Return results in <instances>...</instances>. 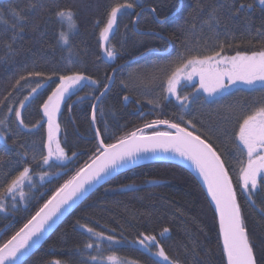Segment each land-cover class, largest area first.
<instances>
[{"label":"trees","instance_id":"1","mask_svg":"<svg viewBox=\"0 0 264 264\" xmlns=\"http://www.w3.org/2000/svg\"><path fill=\"white\" fill-rule=\"evenodd\" d=\"M36 2L0 0V101L12 91L10 99L15 103L35 87L34 81L44 84L21 112L27 127H18L13 117L5 133L7 143L0 138V186H6L7 181L24 167L31 169L35 185L25 183V197L17 196L14 206L10 197L4 201V211H0V237L4 239L18 230L67 179L63 172L70 173L92 154L98 143L92 125L96 89L104 91L100 85H109V78L118 68L111 89L96 111V127L102 136L121 135L148 121L175 120L182 115L179 103L165 93L156 106L141 98L140 87L129 85L126 80L129 70L142 71L148 63L177 59L185 53L186 44L198 55L211 54L221 43L234 45L233 48L226 46L222 55H234L236 50L251 53L264 44V36L256 33L257 29L264 31V5L258 0H43L46 7L42 10L32 7ZM241 2L251 3L253 7L242 10L237 16L233 7ZM116 3H130L134 7L125 8L117 15L108 44L115 46L117 55L109 58L104 54L99 33L107 13ZM201 5L203 10L197 16L195 9ZM61 9L74 13L70 48L59 42V34L67 30L55 15ZM213 9L217 21L209 20ZM16 14L23 19L18 20ZM13 25H16L15 31ZM7 44L12 45L11 50L5 48ZM70 69L91 80L63 103L57 122L60 143L69 159L56 161L53 158L49 163H54L55 167L49 168L40 164L41 154L47 152V123L42 103L55 88L47 77L56 80ZM33 71L44 73V76L29 77V83L21 81L23 91H14L15 81ZM150 81L151 77L144 75L143 83L153 84L154 88L158 86ZM188 90L179 89L191 99L192 92H188L193 89ZM213 107L195 111L191 121L199 129L197 134L207 138L225 160L237 188V199L254 245L257 264H264V215L258 211L264 208V193L253 197L257 208L250 207L237 186L232 167L238 153L231 132L235 126L234 117L242 108L226 106L227 112L218 113L215 110L222 108ZM4 116L5 112L0 111V118ZM184 119L190 120V115ZM105 142L111 140L105 139ZM41 172L58 175H48L41 180L38 175ZM84 224L105 235H113L118 242L109 245L104 241L99 245L104 264H118L121 259L129 264H153L151 255L135 243L141 233L156 235L169 257L178 259L180 264H226L211 200L196 175L178 163L146 164L115 177L72 212L26 264H53L56 260L61 264H94L91 257L97 255V244L93 239V249L85 248L89 234L81 227ZM165 228L169 232L161 237ZM110 255H115L117 260L108 261Z\"/></svg>","mask_w":264,"mask_h":264},{"label":"snow or ice","instance_id":"2","mask_svg":"<svg viewBox=\"0 0 264 264\" xmlns=\"http://www.w3.org/2000/svg\"><path fill=\"white\" fill-rule=\"evenodd\" d=\"M260 5H264V0H258ZM32 7L44 9L46 7L43 0H37ZM130 3H116L107 13L106 22L100 30L99 37L102 42L104 54L109 57H115L117 52L115 46L109 47V34L113 32L116 24L117 14L122 9L132 8ZM251 3H238L233 7L234 14L239 16L244 9H251ZM203 10V5L195 9L197 16ZM155 12V9H152ZM55 15L59 22L67 30L59 34V42L67 46L70 45L71 22L74 20V13L70 9L58 10ZM18 20L23 17L16 14ZM210 21H217L214 9L209 14ZM99 23V22H97ZM195 27V24H192ZM264 27V26H262ZM16 25L12 30L15 31ZM258 36H264V31L256 30ZM233 48L232 43L225 45L221 43L218 50L209 55L194 54L189 46L185 45V53H181L178 58L172 62V67L166 73L164 87L168 95L175 96L176 101L182 110L188 109V106L195 99L199 98L201 91L207 93L208 97L220 98L225 94H230L233 85L243 83L250 86L253 90L259 87L264 92V44L259 50L248 51L236 50L234 55H222L225 47ZM7 50L12 49L11 44L5 45ZM44 73L39 71L28 72L27 75H21L13 86L16 92L23 91L24 86L21 81L29 83V77H42ZM199 77V88L191 94H182L178 91V86L182 80L191 81L193 77ZM111 79V78H109ZM91 80L90 77L71 69L58 75L56 80L51 76L47 81L55 84V88L47 95L42 103L43 115L47 118V140L46 154H41V165H48L49 168L55 167L50 164L55 158L56 161L69 159L65 149L61 146L59 139L60 125L57 118L61 111V105L66 97L79 90L76 86L83 85V82ZM259 82V83H258ZM35 87H32L23 99L17 98L15 103L10 99L12 91H9L0 101V111L5 112V116L0 118V138L7 143L5 133L8 132L11 125V119L14 117L18 127L26 128L21 112L26 108L35 95H38V89H43L44 84L40 81H34ZM97 82L93 81V84ZM104 91L96 89L98 95L95 99L103 97L107 92L109 85H100ZM128 99L127 96L124 97ZM5 101L7 103H5ZM210 102H215V99ZM95 121L96 106H92ZM227 119V118H226ZM235 126L231 132V140L235 146L236 164L233 165V171L236 173L237 186L244 196L246 203L257 208L253 197L259 193H264V103L252 108L249 111H241L234 117ZM161 126H166L161 128ZM150 129L148 133L146 130ZM107 131V129H106ZM199 129L191 120H185L183 115L175 120L156 119L148 121L143 126H136L121 135L108 134L102 136L100 129H96V136L99 137L98 143L92 154L79 167L65 171L63 176H67L58 187H56L50 196L35 210L26 222L11 236L4 239L0 237V264H26V257L45 237L47 232L56 224L65 213H67L78 201L86 197L90 187L99 183L112 171L129 163L137 162L146 153H156L157 151L172 152L180 157L190 160L198 172L202 175L207 184L208 193L215 202L216 212L219 218V228L223 237V252L227 258V264H257L254 245L250 239L245 219L241 210V205L237 199V188L234 187L232 177L229 174V168L222 159L221 154L208 142L207 138L202 139L197 134ZM105 139L111 140L106 143ZM76 153H73L75 156ZM66 167V166H65ZM31 169L24 167L22 171L14 175L6 186H0V211H4V201L11 198L13 206L16 203L17 196L21 199L25 197L23 191L25 183L34 187L33 177L30 174ZM43 180L48 175H58L55 172H41L38 174ZM264 202V200H262ZM258 211L264 215V208H258ZM79 224V221H77ZM86 233L89 234V242L85 244L86 249H93V239L96 241L97 255L91 257L94 264H104L101 249L99 245L107 241L109 245L118 243L113 235H105L103 231H96L95 228L87 224L81 225ZM169 229L165 228L160 233L163 237ZM145 252H148L153 258V264H180L178 259L169 257L165 248L157 239L156 235L140 234V238L135 241ZM155 249V252H153ZM162 258V259H161ZM108 261H116L115 255L107 257ZM53 264H61L59 260ZM118 264H129L125 259L118 261Z\"/></svg>","mask_w":264,"mask_h":264},{"label":"rangeland","instance_id":"3","mask_svg":"<svg viewBox=\"0 0 264 264\" xmlns=\"http://www.w3.org/2000/svg\"><path fill=\"white\" fill-rule=\"evenodd\" d=\"M123 10L124 9H122L121 12ZM120 13H118L117 15H119ZM114 27H113V30H114ZM71 28H73V22H71ZM175 60L176 59L170 60V61H163V62H151V63L144 65L142 71L138 69H131L126 74V80L129 85L136 86V88L137 86H139L140 91H138V93L140 97L148 101L152 105H155V106L158 105L162 97V94L164 93L168 97L175 99V96H170L167 94L165 87H164V80H165L166 73L170 70V68L172 67V62ZM144 75H148L149 77H151L150 82L151 83L155 82L154 84H158V86L154 88L153 84L146 85V83H143ZM89 81H85L83 82V84ZM76 87L77 89H80L82 86L78 85ZM181 88L182 89L188 88L189 89L188 91L193 89L192 91L190 92L187 91V92L194 93L196 89L199 88V77L198 76L193 77L191 81L182 80L181 84L178 86V91ZM77 91H75L74 93H76ZM182 91L184 92V90ZM183 94H186V93H183ZM67 98L68 97H66V99ZM213 99H215V102H210ZM232 102L234 103L232 104ZM261 103H264V92H261L258 86L255 90H253L248 85H245L243 83H238L237 85L232 86V89L230 90V94H225L220 98L208 97L207 93H203L201 91V93L199 94V98L195 99L193 103H191L188 106V109L182 110V115L184 117L186 115H190V120H192L195 118V111L198 112L199 110L205 109L206 107H210L212 105L214 106L213 108H216V109L219 107L222 108V109L215 110V112H218V113L220 112L223 113L224 111L227 112V109H224V108H227L230 106H235L236 108H239V109L242 108V110H239V113H240L241 111H245V112L249 111L252 108L259 106ZM62 106L63 104L61 105V108ZM186 120H189V119H186ZM57 121H58V118H57Z\"/></svg>","mask_w":264,"mask_h":264},{"label":"water","instance_id":"4","mask_svg":"<svg viewBox=\"0 0 264 264\" xmlns=\"http://www.w3.org/2000/svg\"><path fill=\"white\" fill-rule=\"evenodd\" d=\"M138 21V19L136 20V22ZM120 69V68H118ZM117 69V70H118ZM116 70V71H117ZM116 71L113 73L111 81L109 83V88L107 90V92L105 93V95L109 92V90L111 89L114 80H115V73ZM104 95V96H105ZM103 96V97H104ZM103 97H100L99 99H97L95 106V116H96V111L97 108L100 104V102L102 101ZM93 116V114H92ZM96 118V117H95ZM92 125H93V129L94 132L96 134V122L92 120ZM166 126H161V128H165ZM202 138V137H201ZM99 139V137H97V140ZM203 139V138H202ZM178 160H186V161H190L185 157H180L178 154L176 153H172V152H163V151H157L156 153H146L142 156V158H140L137 162L133 163H129L126 164L114 171L111 172V174L109 176H106L103 180H101L99 183H96L95 185H93L92 187H90L89 191L86 194V197L83 198L82 200L78 201L76 205H74L67 213H65L62 217H60V219L57 220L56 224L47 232V234L45 235V237L43 238V240H41L39 242V244L32 250V252L25 258L26 260L28 258H30L42 245L43 243L50 237V235L55 231V229L72 213L74 212L78 207H80L87 199L88 197L97 189H99L100 187H102L103 185H105L106 183L110 182L112 179H114L115 177L129 171L132 169H135L137 167L146 165V164H153V163H160V162H174V163H178L181 164L180 162H178ZM191 162V161H190ZM182 165V164H181ZM200 181V180H199ZM201 182V181H200ZM202 186L204 187L208 197L211 200V203L215 209L216 212V206H215V202L211 199L210 194L207 191L206 186L201 182ZM216 216H217V220H218V226H219V218H218V213L216 212ZM219 232H220V228H219ZM220 238H221V242H222V247H223V237H222V233L220 232ZM225 259H226V264H227V258L225 255Z\"/></svg>","mask_w":264,"mask_h":264},{"label":"bare ground","instance_id":"5","mask_svg":"<svg viewBox=\"0 0 264 264\" xmlns=\"http://www.w3.org/2000/svg\"><path fill=\"white\" fill-rule=\"evenodd\" d=\"M178 162H180L183 166H185L187 169L191 170L196 177L206 186L207 188V184L204 181L202 175L198 172V170L196 169V167L194 166V164L190 161H186V160H178ZM208 191V189H207Z\"/></svg>","mask_w":264,"mask_h":264}]
</instances>
